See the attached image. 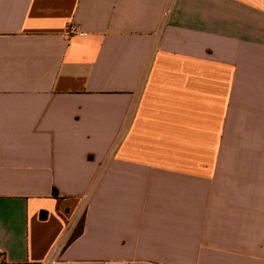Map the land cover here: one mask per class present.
<instances>
[{
  "label": "crops",
  "instance_id": "crops-1",
  "mask_svg": "<svg viewBox=\"0 0 264 264\" xmlns=\"http://www.w3.org/2000/svg\"><path fill=\"white\" fill-rule=\"evenodd\" d=\"M59 248L264 264V0H0V252Z\"/></svg>",
  "mask_w": 264,
  "mask_h": 264
},
{
  "label": "built area",
  "instance_id": "built-area-1",
  "mask_svg": "<svg viewBox=\"0 0 264 264\" xmlns=\"http://www.w3.org/2000/svg\"><path fill=\"white\" fill-rule=\"evenodd\" d=\"M60 253H61V248L55 250L54 256L51 259L49 264H58V258H59ZM5 263H6L5 256L3 253L0 252V264H5Z\"/></svg>",
  "mask_w": 264,
  "mask_h": 264
},
{
  "label": "trees",
  "instance_id": "trees-1",
  "mask_svg": "<svg viewBox=\"0 0 264 264\" xmlns=\"http://www.w3.org/2000/svg\"><path fill=\"white\" fill-rule=\"evenodd\" d=\"M43 218H44V217H43ZM80 233H81V225H80V227H79V231H78L77 235L80 234Z\"/></svg>",
  "mask_w": 264,
  "mask_h": 264
}]
</instances>
